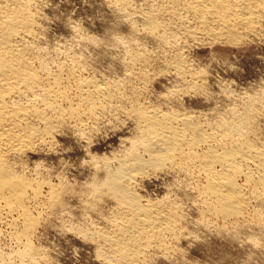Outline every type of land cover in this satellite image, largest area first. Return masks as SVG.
Here are the masks:
<instances>
[{"label":"bare ground","instance_id":"bare-ground-1","mask_svg":"<svg viewBox=\"0 0 264 264\" xmlns=\"http://www.w3.org/2000/svg\"><path fill=\"white\" fill-rule=\"evenodd\" d=\"M39 1L0 0V231L8 227L14 241L11 250H0V264L53 261L47 246L45 250L37 245L35 238L46 218L45 210L63 207L67 186L46 177L39 169L42 162L30 168L25 161L27 152L40 147L56 150L57 136L68 124L80 138H90L93 131L99 132L101 115L119 112L134 117L135 130L122 139L121 150L112 158L92 155L91 166L102 168H97L90 182L93 201L89 207L101 212L102 219L93 230L80 229L85 238L98 242L95 252L102 264H144L155 257L154 251L170 252L172 238L177 240L183 231V204L178 199L146 198L138 192L141 177L151 170L187 175L209 213L226 223L241 229L264 224V90L236 94L231 106L226 103L228 108H216L211 116L181 108L173 98L147 99L136 80H148L152 58L146 47L135 45V37L116 35L112 39L123 47L127 77L110 80L88 75L85 56L67 57L68 51L63 52L66 58L51 60L47 46L38 43L42 36ZM111 5L134 29L142 28L171 45L173 26L199 43H237L264 35V0H151L147 7L133 0H111ZM76 34L84 42L95 40ZM161 61L183 83L181 89L202 90L204 79L184 50L167 53ZM172 93L169 97L175 96ZM253 198L261 205L255 211L251 210Z\"/></svg>","mask_w":264,"mask_h":264},{"label":"rangeland","instance_id":"rangeland-1","mask_svg":"<svg viewBox=\"0 0 264 264\" xmlns=\"http://www.w3.org/2000/svg\"><path fill=\"white\" fill-rule=\"evenodd\" d=\"M133 1L140 7H147L151 0ZM39 4L37 9L39 8V11L42 10L39 19L40 33L42 32L40 35L42 36H40L38 43L44 48L47 46L48 50L46 48V51H50L48 57L50 58L51 56L49 55H52L51 60L66 58L65 53L68 51L67 57L72 55L85 56V58H82L89 67V74L86 71V75H99L98 77L101 79L110 80L118 79V76L119 78H125L127 70L125 68V53L122 46L112 43V39L116 35L135 37L137 39L134 41L135 45L146 47L147 49H143L148 54L150 53L149 56L152 58L149 69L150 74L147 80L149 83L147 81L144 82V80H138L139 82L136 80V86L138 85L137 87L142 90L143 97L149 96L147 99L152 98L161 102L160 98L162 97L173 98L174 102L177 100L176 103L181 108L192 111L194 109L195 112L201 113L202 116H211L217 110L216 108L226 109L231 106L241 92L245 91L253 94L260 91V89L264 90V35H253L250 37L251 39L247 37V39L245 38L237 43H199L200 41H191L182 30L173 26V29H170L173 30V34H169V39L172 40L171 45L166 43L167 41H163L161 37L150 36L142 28L134 29L127 17H122L121 13L111 7V0H40ZM134 16L139 18L138 14L137 16L134 14ZM174 28L179 32L177 30L176 32ZM77 31L79 34L83 33V35L86 34L85 36L94 37L96 43L95 40H93L94 42L87 40L88 42L85 41L86 44H83L85 42L78 39ZM182 36L185 37L182 38ZM174 44L177 48L174 47ZM179 50L182 52L184 50L185 56L190 61L192 60L191 62L204 79L202 90H200L201 92L198 91L199 93L197 91H189L188 88L181 89V87H185L182 86L183 83L179 82L175 72L166 69L163 61H161L167 53L168 55H173ZM179 84H181V87ZM225 89H229L235 95H230V92L228 94ZM172 90L176 94L173 97H171L172 95L169 97ZM164 93L168 94L164 95ZM229 102L232 103L230 104ZM101 116L99 118L101 125L99 132L93 131L90 138L81 136V139L77 131L69 127L70 124H68L65 125L67 131L64 128L63 132L61 131L57 136V142H59L56 150L58 152L56 150L52 151L49 147H42L43 149L40 147L37 150L27 152L28 154L25 157V161L30 168L31 166L35 167V163L42 162L41 165L45 170L42 166L39 169L46 177L49 175L48 178L53 179L57 183H63L64 181L67 186L65 184L66 188L63 186L67 191L65 192L67 193L64 198L65 202L62 204L63 207L60 204V206L55 207L56 210L54 208L53 210L52 208L45 210L44 217L46 218L44 220L48 221L46 223L44 220L41 222V225L45 224L42 225L43 227L41 225L38 227V233L35 238L37 245L41 247L47 246V250L45 247L44 249L47 252L50 251L49 253L53 256L52 264H102L103 262L97 252H95L98 242L94 243L95 240L88 237L85 238L80 232L82 227L93 230L97 224H101L100 219H102L100 217L101 212L92 210L89 207L93 201V197L89 195V185H91L90 182L97 170L102 168V166H91L94 165L92 164L93 161H91L92 155L112 158L113 154L119 153V149L122 148L123 144L122 139L130 137L134 133L136 121H134V117H129L130 115L127 116L124 112ZM151 171H149L150 175L147 174L141 177L136 187L138 192L146 198L162 199V197L167 196L172 201L178 199L181 204L178 201L175 202L180 205L183 204L181 210L183 211L182 215L184 214V220L182 219L184 228L177 240H175L176 237L172 238L170 252L154 251L152 255L155 257L152 256L153 258L151 257L150 261L146 260L144 264H264V227L261 226L264 224L262 222L253 223L251 226L243 227L244 229L237 227V224L232 222L226 223L222 218L209 213L204 201L197 194V189L193 188L196 187V184L193 180H188L189 177L187 175L177 172L170 173V171L165 172V170L161 169L160 171ZM180 176L184 177L182 178L184 182ZM68 191L71 192L69 193ZM257 201L256 198L251 200V204H253L251 205V210L260 209L261 205L258 203L260 201ZM105 205L109 206L110 202L105 203ZM262 207L261 209L264 210V205ZM202 209L205 210V214ZM106 210L107 208H105ZM203 221L206 222L204 223ZM3 227L4 229L0 231V234H2L0 235V250L9 251L13 248L14 241L10 235V229L6 226Z\"/></svg>","mask_w":264,"mask_h":264}]
</instances>
